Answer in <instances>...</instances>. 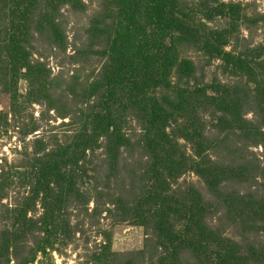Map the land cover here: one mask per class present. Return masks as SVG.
Returning a JSON list of instances; mask_svg holds the SVG:
<instances>
[{"label": "rangeland", "instance_id": "374dc122", "mask_svg": "<svg viewBox=\"0 0 264 264\" xmlns=\"http://www.w3.org/2000/svg\"><path fill=\"white\" fill-rule=\"evenodd\" d=\"M194 1L196 17H204L203 21H208L203 15L208 4L233 3L243 7V14L249 16L252 24L240 21V41L235 45V55L251 66L247 71L230 70L206 55L202 40L198 46L184 41L178 49V57L194 65L196 81L191 82L190 87L196 91L205 89L207 94L214 93L216 87L220 89L218 86L232 90V96L236 93L233 109L239 114L234 122L245 121L251 130L261 128L264 133V0ZM216 1L218 3H212ZM71 2L73 5L66 2L59 6L57 19L61 23V32L56 39L45 34L33 41V71L26 77L23 75L15 82L8 64L0 61V179L6 177L13 182L7 196L0 198V241L6 226L12 224L8 218L11 211L23 205L29 195V185L21 180L23 175L31 172L47 155L80 142L84 133L92 134L96 124L94 115L106 110L100 104L104 91L99 84L107 63L105 51L114 32V19L110 15L120 2ZM37 3L32 8L35 14L49 6L44 0ZM107 13L106 24L97 31H108L94 35L91 32L93 23L97 19L101 21V16L105 17ZM9 14L10 5L6 0H0V50L6 43ZM223 26V22L214 16L213 21L202 24L201 34L202 29L203 32L207 30V38H210ZM36 68L41 73L39 77L31 78ZM169 83L171 90L161 88L157 92L158 98L182 88L184 82L173 72ZM169 95L173 98L172 93ZM122 97L124 100L125 96ZM112 110L118 118L109 134L103 137L97 131L92 144L76 149L77 152L85 149V158L74 167H84L87 173L79 178L77 188L56 207L59 232L55 250L28 264H94L93 255L100 253L107 244L119 263L157 264L159 253L154 252L153 258L150 257L154 250L150 230L139 220L146 214V209L137 207L149 181L151 163L150 156L140 146L142 119L134 109L122 111L114 106ZM201 123L204 128L201 137L206 139L196 140L199 150L209 156L212 170L218 175L223 171L224 175L217 177L218 190L211 189L203 178L192 172L171 183L170 196L178 204V214L173 219L176 231L183 235L190 230L188 236L203 240V244L220 238L235 243L264 244V230L257 236L248 229V225L256 223L255 213L264 208V142L253 145L264 141V137H239L240 132H237L238 137L221 135L219 128L211 129L215 123L210 116L203 117ZM179 129L183 130V127ZM119 135L126 142L114 149L113 141ZM179 143L188 157L196 159L194 150L199 151L197 147L183 140ZM243 165H246V171L242 173ZM70 170L71 166L63 173ZM67 182L66 178L64 183ZM37 211L35 220L41 216L40 206ZM31 217L30 214L28 218ZM190 217L194 218L193 222H189ZM28 232L26 237L19 238L16 252L19 264H25L30 251L40 241L37 228L31 227ZM142 251L144 259L138 255ZM181 255L182 264L199 263L188 250H183ZM10 264H16L14 256Z\"/></svg>", "mask_w": 264, "mask_h": 264}, {"label": "trees", "instance_id": "16d2710c", "mask_svg": "<svg viewBox=\"0 0 264 264\" xmlns=\"http://www.w3.org/2000/svg\"><path fill=\"white\" fill-rule=\"evenodd\" d=\"M6 1L10 5L9 27L6 43L0 50V61L8 64L9 72L17 82L23 75L26 77L33 71V41L39 35L45 34L52 40L56 39L61 32V23L57 19L60 16L59 6L66 2L73 4L71 0H44L49 6L35 14L32 8L38 4V0ZM119 2L120 6L110 15L114 19V32L105 51L107 63L99 84L104 91L100 104L106 110L94 115L96 124L92 134L84 133L80 142L47 155L34 165L31 172L23 175L21 180L29 185V195L25 198V203L14 208L8 217L12 224L3 231L0 264H10L12 256L16 264H19L16 253L20 245L19 238L26 237L31 227L39 230L40 241L30 251L25 264L33 263L40 255L46 257L48 251L55 250L54 244L59 232L56 207L68 197L70 191L77 188L79 178L87 173L84 167H74L85 158V149L80 152L76 149L92 144L97 131L103 137L109 134L116 126L118 118L112 113L114 106L122 111L134 109L142 119L140 146L150 156L151 163L148 170L149 181L137 207L146 209V214L140 216L139 220L150 230L149 238L154 248L150 257L153 258L155 252L159 253L157 264H182V251L188 250L191 257L197 258L198 264H264L263 243H235L233 240L220 238L218 241L212 240L203 244V240L188 236L190 230L186 232L187 235L178 233L173 223L175 215L178 214V204L170 196L171 183L188 172L203 178L211 189H219L217 177L223 176L224 172L220 171L222 173L218 175L212 170L209 156H204L205 151L199 150L196 141L206 139L201 137V134L204 136L201 123L203 117L210 116L215 123L211 129L217 127L221 130V135L227 137L230 134L238 137L237 132H240L239 137H264L261 128L253 131L245 121L234 122L239 114L233 109L236 93L232 96V90L218 86L220 89L214 88V93L210 95L205 89H192L191 82L196 81L194 65L191 61L178 57V49L184 41L198 46L202 40V49L209 58L233 71L250 70L251 65L235 55V45L240 41V21L250 22L249 16L243 14L241 5L233 3H220L218 6L208 4L203 14L208 21H203L204 17H196L197 4L194 0ZM108 14L101 16L99 22L98 19L95 20L91 27L94 35L108 31H97L102 24H106ZM214 16L224 26L207 38V30L203 32L202 29L201 34L202 24L213 21ZM251 24L250 22L249 25ZM227 48H232V51L228 52ZM173 72L184 82L183 87L169 93H172L173 98L168 93L166 98H158L157 92L161 88L165 91L171 90L169 79ZM33 73L31 78H37L41 72L36 68ZM122 96H125L124 100ZM181 126L183 130H178ZM199 129L201 130L198 133ZM180 140L197 147L199 151L194 150L196 159L188 157L183 145L179 143ZM124 142L126 141L120 135L117 136L113 141V148L119 149ZM261 142L264 141L253 145ZM69 166L71 170L63 173ZM241 171H246V165ZM66 178L67 184L64 183ZM12 187L13 182L8 178L0 179V198L7 196L8 189L11 190ZM38 206L42 212L40 218L35 220ZM30 214L33 217L28 218ZM255 214L256 223L248 225V229L254 235L260 236L261 230H264V208ZM193 220L190 217L189 222ZM138 255L139 258H145L143 251ZM93 256L94 264H123L117 261V255L111 253V246L108 244Z\"/></svg>", "mask_w": 264, "mask_h": 264}]
</instances>
